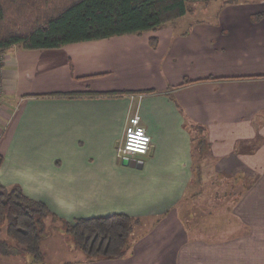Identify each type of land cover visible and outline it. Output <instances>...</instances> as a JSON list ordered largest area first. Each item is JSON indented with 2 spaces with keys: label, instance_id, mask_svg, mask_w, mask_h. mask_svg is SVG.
I'll list each match as a JSON object with an SVG mask.
<instances>
[{
  "label": "crops",
  "instance_id": "obj_1",
  "mask_svg": "<svg viewBox=\"0 0 264 264\" xmlns=\"http://www.w3.org/2000/svg\"><path fill=\"white\" fill-rule=\"evenodd\" d=\"M203 7L207 18L191 6L140 33L0 53V183L43 201L56 215L45 223L136 219L125 257L77 247L62 263L264 264V0ZM70 91L100 93L51 95ZM136 110L151 148L119 159ZM202 155L215 161L198 178Z\"/></svg>",
  "mask_w": 264,
  "mask_h": 264
},
{
  "label": "trees",
  "instance_id": "obj_2",
  "mask_svg": "<svg viewBox=\"0 0 264 264\" xmlns=\"http://www.w3.org/2000/svg\"><path fill=\"white\" fill-rule=\"evenodd\" d=\"M192 1L195 0H0V53L15 44L26 49L56 48L72 42L155 29L185 14ZM156 41V37L150 38L152 45ZM2 66L0 60V90ZM94 93L100 92L70 91L51 95ZM197 144L201 147L204 142L199 139ZM196 174L200 178L201 169ZM48 216L56 218L43 201L26 195L19 185L8 187L0 183V229H4L7 236L0 240V253L28 252L34 259H41L40 242ZM135 222L136 219L128 214L111 213L78 217L65 222L64 226L87 260L114 259L129 254Z\"/></svg>",
  "mask_w": 264,
  "mask_h": 264
},
{
  "label": "rangeland",
  "instance_id": "obj_3",
  "mask_svg": "<svg viewBox=\"0 0 264 264\" xmlns=\"http://www.w3.org/2000/svg\"><path fill=\"white\" fill-rule=\"evenodd\" d=\"M220 0H212L209 2V4H213L216 5L217 2H219ZM208 3L202 0H195L190 2V5L193 6V9L191 10L192 13H189L191 15L189 16H196L199 18H207L210 14H212V7H210V9H208L207 7L204 8L203 6ZM211 10V12H210ZM211 17V16H210ZM1 60V57H0ZM195 134V141L197 144V141L202 138V140L204 142H206L205 137L202 135V129L200 128H195L192 130ZM209 144V142H208ZM202 159H199V163L201 164V166H199L201 168V176H202V172L203 169L205 168V165L209 166V164H213V162L215 160H213V156H212V160L208 159L207 156L202 155L201 156ZM203 158L205 160H203ZM207 174H210L213 172H209L206 171ZM201 196H204V194H201ZM202 199H204L203 197H201ZM200 198V199H201ZM200 201V200H198ZM193 202H197V199L194 200ZM195 204V203H194ZM145 221L142 219V222ZM48 223H45V235H46V239L41 240V244L43 245V249H44V257H42L41 259H34V257L28 253V252H22L21 255H18L16 257H2L0 258V264H52V263H58L61 264L62 261H65L66 259H70L72 257H74V255L76 254V250H79L73 241L72 235L67 232L65 230V226L63 227L62 223H59L58 221H51L50 219H48L47 221ZM144 227H148L150 223H148V220H146L144 222ZM3 230L4 229H0ZM5 232H0V236H4ZM56 241L57 240V248H55L56 245H54L52 243V241ZM11 242H13L12 240H10ZM12 251V250H11ZM64 264V263H62Z\"/></svg>",
  "mask_w": 264,
  "mask_h": 264
},
{
  "label": "built area",
  "instance_id": "obj_4",
  "mask_svg": "<svg viewBox=\"0 0 264 264\" xmlns=\"http://www.w3.org/2000/svg\"><path fill=\"white\" fill-rule=\"evenodd\" d=\"M133 121H137L136 123H133ZM143 129V134L148 137V143H147V148L146 151L143 153L140 152H126V143H127V137L129 132H131L132 134L135 133L136 129ZM151 148V137L149 135V133L147 132L146 128L144 127V125L141 123V119H140V115L138 113V111H134L132 114H130L126 120L125 126H124V133L122 138L120 139V141L118 142V145L116 147V157L119 159L122 158H129V157H133L136 154H147L148 151Z\"/></svg>",
  "mask_w": 264,
  "mask_h": 264
},
{
  "label": "clouds",
  "instance_id": "obj_5",
  "mask_svg": "<svg viewBox=\"0 0 264 264\" xmlns=\"http://www.w3.org/2000/svg\"><path fill=\"white\" fill-rule=\"evenodd\" d=\"M137 121H133L136 123ZM148 137L143 134V129H136L135 133L129 132L126 143V152H140L146 151Z\"/></svg>",
  "mask_w": 264,
  "mask_h": 264
},
{
  "label": "water",
  "instance_id": "obj_6",
  "mask_svg": "<svg viewBox=\"0 0 264 264\" xmlns=\"http://www.w3.org/2000/svg\"><path fill=\"white\" fill-rule=\"evenodd\" d=\"M124 161H126V160H124ZM133 160H130V162H132Z\"/></svg>",
  "mask_w": 264,
  "mask_h": 264
}]
</instances>
